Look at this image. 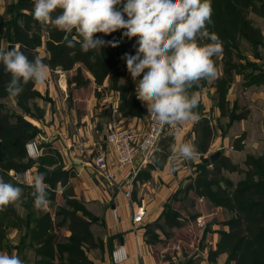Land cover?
<instances>
[{"label":"trees","instance_id":"1","mask_svg":"<svg viewBox=\"0 0 264 264\" xmlns=\"http://www.w3.org/2000/svg\"><path fill=\"white\" fill-rule=\"evenodd\" d=\"M211 2L213 23L209 25V31L216 33L223 44V53L218 55L222 73L215 80V98L221 116H225L226 95L234 74H241L248 85L256 80H264V70L246 61L245 65L241 64L243 58L239 53L240 40L246 41L253 50L263 45L261 33L250 25L247 14L251 12L264 20V4L258 5L259 0ZM32 9L31 0H16L6 8L5 16L0 17V48L7 50L9 46L19 45L29 59L39 56L51 71L76 69L69 82L78 87L88 82L83 80V70L91 75L97 86L103 85L108 79L109 89L120 95V113L130 117L141 114L135 95V82L127 71L124 59L125 54L135 55L137 37L129 39L123 34L125 29L110 35H96V38L106 42L105 46L99 51L85 53L79 42L72 48L67 47L63 32L50 26L42 27L33 19ZM58 12L59 10L54 12L53 16ZM69 38L73 41L79 40L75 31ZM2 41L6 42L5 47H2ZM112 44L116 46L113 47ZM41 48H44V57L39 55ZM214 63L217 65V62ZM10 78V73L0 63V99L10 97L6 91ZM120 80H123L122 83ZM206 82L207 80L201 81L200 86L191 91L203 88ZM37 97L36 85L29 82L24 85V90L18 97H10L20 112L9 111L0 105V176L6 182L15 183L17 174H23L33 167L27 160L25 145L40 132L25 117L36 121L43 117L42 111L33 104ZM229 117L232 118L233 115L230 114ZM193 132L196 135L194 144L202 156L207 153L214 138L209 119L202 117L195 123ZM242 139L237 138L233 143L235 151L242 149ZM51 153L55 155L58 167L47 170L45 165H39L38 173L43 174L44 183L52 190L47 191L49 201H54V189L60 186L62 198L65 200L64 206L69 209L61 208L56 213L58 220L55 223L49 213L39 214L34 211V197L31 195L33 188L25 184L19 185L23 188L19 207L28 212L21 215L13 205L0 212V253L5 248L7 231L16 230L23 231L21 245L32 249L38 256L35 264H95L89 259L87 252L101 247V242L91 232V225L98 219L80 209L77 200L73 199V190L68 185L72 173L63 170L56 152ZM48 154L50 153L43 155L42 159L46 160ZM198 169L200 171L192 186L201 187L198 193L207 194L217 206L232 214L226 223L227 231L219 234L215 249L210 253L211 257L225 254V264H264V151L258 157L246 156L244 169L225 156L219 157L213 164L208 157V162ZM11 172L14 176L10 175ZM226 172L242 175V180L231 185L225 177ZM166 217L165 223L168 227L179 226L175 222L174 212L170 210ZM57 228H64L66 235L58 237L55 234Z\"/></svg>","mask_w":264,"mask_h":264},{"label":"clouds","instance_id":"2","mask_svg":"<svg viewBox=\"0 0 264 264\" xmlns=\"http://www.w3.org/2000/svg\"><path fill=\"white\" fill-rule=\"evenodd\" d=\"M31 14L42 27L63 32L67 47L79 42L85 53L105 46L95 34L110 35L125 29L123 34L129 39L138 38L135 55L125 54L124 59L135 82L136 98L146 105L150 118L173 128L201 119L194 111L200 96L191 89L216 78L213 57L223 53L219 36L209 31L213 23L211 0H34ZM74 30L78 41L69 38ZM0 63L10 73L6 91L13 98L29 82L43 85L49 75L39 56L29 59L19 45L0 48ZM173 152L178 161L200 157L191 141L174 146ZM14 179L15 183L6 182L0 176V212L22 203L23 188L19 185L25 183L24 177L17 174ZM31 186L34 207L47 209L50 201L43 174L35 175ZM0 264H23V260L15 253H0Z\"/></svg>","mask_w":264,"mask_h":264},{"label":"crops","instance_id":"3","mask_svg":"<svg viewBox=\"0 0 264 264\" xmlns=\"http://www.w3.org/2000/svg\"><path fill=\"white\" fill-rule=\"evenodd\" d=\"M13 2L16 0H0V16L4 13L5 7ZM39 55L45 56L44 48L39 50ZM48 70L47 86L43 93L45 100L44 102L34 101L43 110V118L30 123L41 133L38 137L43 149L56 152L62 162L63 170H69L72 173L68 185L72 188L75 198L82 201L90 213L98 218V221L91 225V232L94 238L101 242V247L97 248L98 256L89 259L95 264H167L156 261L143 249V245L146 246L143 241L145 225L159 218L163 207L169 203L170 195L180 184L175 181L172 173V166L178 161L174 159L173 147L187 141L194 143L193 127L196 122L189 121L181 124L179 131L173 132L172 137L169 136L171 142L159 148L148 165L139 168L128 189L130 199H127L121 191L109 186L89 162L98 153L109 154L111 158L115 156L113 148L105 140L104 125L106 123L117 122L137 133L143 132L147 113L146 105L136 98L141 114L135 117L123 115L119 111L120 95L109 89L108 79L103 85L97 86L91 75L83 70L82 73L86 75L88 81L85 86H89V90H86L83 89L84 85L78 87L69 82L75 75L76 69L51 71L48 68ZM220 74L217 72L216 78ZM51 76L57 77L58 80L52 83ZM122 81L120 80V83ZM39 86L36 85L37 91L40 90ZM109 93L115 96V100L107 99ZM197 93L201 96L199 104L203 106V109L198 111L200 117H207L204 91ZM8 99L15 105L12 98L8 97ZM14 110L18 112L17 107ZM227 142H229L227 139L222 140L221 137L213 138L206 154L216 151L218 146L213 148L216 144L222 147L229 146L230 143L227 144ZM82 149L84 153H80ZM232 154L237 152H225L224 156L235 163L236 160L234 161ZM202 156L200 155L199 158H203ZM239 163L237 165L240 166ZM138 166L137 161L134 168ZM177 169V167L174 168V170ZM126 173L127 170L120 169L116 173V178L122 179L121 177H124ZM161 183L166 184L161 185ZM140 207L145 212L143 220L134 223L133 214ZM97 228L100 232H97ZM215 242L205 248V254L206 250L215 249ZM121 254L124 259L115 262V255L118 257L120 255L121 258ZM211 259L210 262L202 261L200 264H225L226 255L221 254Z\"/></svg>","mask_w":264,"mask_h":264},{"label":"rangeland","instance_id":"4","mask_svg":"<svg viewBox=\"0 0 264 264\" xmlns=\"http://www.w3.org/2000/svg\"><path fill=\"white\" fill-rule=\"evenodd\" d=\"M32 2L34 7V1ZM14 3L15 2L11 4ZM262 3L264 4V0H259V2H257L258 5ZM11 4H8L5 7V10ZM5 10L1 16H5ZM125 19H127V17H125ZM247 20L250 25H252L261 33L264 41V20L251 12H248ZM96 35H98V33L95 34V38ZM100 35L104 34L101 33ZM1 45L2 47H5L6 42L2 41ZM239 53L243 58V60L240 61L241 64L245 65L246 62H249L253 65H256L260 69L262 68L261 70H264V43L257 50H253L246 41L240 40ZM213 60L217 62V72L222 73V66L219 63V57L215 56L213 57ZM82 75L83 80H87L86 75L84 73H82ZM220 76L221 74L218 77ZM51 78L52 83H55L58 80V78L55 76H51ZM215 80L216 79L207 80L206 85L203 88H199L194 92L204 91V99L206 98L204 101L207 102L205 108L208 110V113H206L208 118H205L209 119L211 123V126L214 130V138L221 137L222 140L227 139V141H229L227 144L230 143L229 146L227 145L223 147L216 144V146H213V148L215 149L218 146L216 151H219L221 156H224L225 152H237V154H232L234 161H238L237 163L235 161L234 164H238L240 162V166H238L244 169L246 156L258 157L264 151V80H256L248 85L241 74H234L233 81L231 82L230 88L226 95L227 105L225 116H221V111L216 104ZM46 86L47 80L43 85L39 86L40 90H38V97L35 99L37 102H44L45 94L43 93ZM83 89L89 90V86L87 85ZM105 93H107V91H105ZM108 95V100H115V96H113V94L109 93ZM35 100H33V104L39 108L34 102ZM0 105L4 108H7L9 111L17 112L14 110V108L17 107L16 104L13 105V103L8 98L0 100ZM202 109L203 106L199 104L198 108H196L194 111L200 112ZM40 110L44 115L43 110ZM18 112L20 111L18 110ZM230 114L233 115L232 118L229 117ZM42 118L43 117H41V119ZM25 119L28 122L33 121V119H29L27 117H25ZM171 128L169 126L167 128L169 130L166 129L159 142L158 149H161L163 146L171 142V134H173V132L175 133L179 131L178 129L180 128V125L176 126L175 129L173 127ZM240 137L243 138L242 149L240 151H235L233 149V143L237 140V138ZM34 140L38 141L39 137L37 136L32 139V141ZM45 151L46 150L42 148L41 156L34 160L27 158V160H29L28 162L33 164V167L29 168L31 178L30 180L26 178V171L22 174L25 181L24 184L28 187H32L31 184L33 177L39 174V165H45L47 170L56 169L58 167L55 155L49 151ZM214 152L210 153L209 155L205 154L202 156L203 158H199L198 162L196 160L177 161V163L172 166V173L174 174L175 181L180 182V184L170 195L168 201L169 203L163 207L159 218L145 225L146 229L143 241L146 246L143 245V249L156 261L167 264H200L202 261L210 262L212 260L210 253L213 250H206V254L204 253V250L211 243L213 245V242L216 240L217 241L214 244L218 242L219 234L221 232L227 231L226 223L231 219L232 214L222 207L217 206L215 201L207 194L198 193L200 192L201 187H198L197 185L193 187L192 184L195 181L197 173L200 171V169H198L199 166L206 164L208 162V157ZM47 153L50 154L46 155V160L42 159L44 158L43 155ZM51 163L53 164L50 165ZM176 167L178 169L174 170ZM208 167H210V165H208ZM10 175L14 176L12 172ZM225 177L229 182L232 183L231 185H235L238 181L242 180V175L239 176V174L236 173L226 172ZM165 184L166 183H161V185ZM54 190V201H50L47 209L42 210V212L34 207L33 209L39 214L49 213L56 223L58 220L56 213L61 208L65 210L66 208H69L64 206L65 200L62 198V189L60 186H56ZM47 191L52 192L48 186ZM73 199L77 200L75 196H73ZM77 202L80 206V209L84 213L91 214L87 207L84 206L82 201L77 200ZM170 210L174 212L176 216L175 222L179 225L177 227H168V225L165 223V219L167 218L166 215ZM17 211L21 215L28 212V210L22 209L21 207H17ZM91 215L94 216L93 214ZM97 232H100L99 229ZM55 234H58V237L65 236L66 232L64 228H57ZM22 236L23 231L8 230L6 241L4 243L5 248L1 253H7L9 255L15 253L22 258L23 264H35V260H38V256L32 249L21 245ZM87 255L89 258L91 257L94 259L96 256H98V250H89Z\"/></svg>","mask_w":264,"mask_h":264},{"label":"built area","instance_id":"5","mask_svg":"<svg viewBox=\"0 0 264 264\" xmlns=\"http://www.w3.org/2000/svg\"><path fill=\"white\" fill-rule=\"evenodd\" d=\"M169 125H161L153 121L148 113L145 116V128L143 132L137 133L127 126H123L117 122H108L104 125L105 140L108 145L113 148L114 158L109 154L98 153L90 160L91 166L94 168L101 178L112 188L121 191L123 195L130 199V185L137 175L139 168L148 165L154 154L158 150V145ZM171 127V126H170ZM42 146L40 140L30 141L25 145V151L28 159H36L42 154ZM80 153H84L83 149ZM85 155V154H84ZM138 161V167L134 168V164ZM114 167V168H113ZM127 170L122 179L116 178L118 170ZM26 178H30V169L25 172ZM127 185L126 189L124 188ZM144 210L142 207L133 214V222L139 223L143 220ZM124 256L121 254L114 257L115 262L122 261Z\"/></svg>","mask_w":264,"mask_h":264},{"label":"water","instance_id":"6","mask_svg":"<svg viewBox=\"0 0 264 264\" xmlns=\"http://www.w3.org/2000/svg\"><path fill=\"white\" fill-rule=\"evenodd\" d=\"M75 31V30H74ZM11 46L8 47V49ZM221 156V153L219 151H216L215 153L211 154L209 156L210 163L213 164L219 157Z\"/></svg>","mask_w":264,"mask_h":264}]
</instances>
